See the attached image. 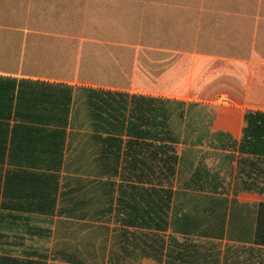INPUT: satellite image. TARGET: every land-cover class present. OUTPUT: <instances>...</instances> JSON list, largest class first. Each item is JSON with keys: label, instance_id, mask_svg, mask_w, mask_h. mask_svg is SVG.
Instances as JSON below:
<instances>
[{"label": "crops", "instance_id": "obj_1", "mask_svg": "<svg viewBox=\"0 0 264 264\" xmlns=\"http://www.w3.org/2000/svg\"><path fill=\"white\" fill-rule=\"evenodd\" d=\"M199 2L161 7L264 24V0ZM31 24L0 21V264H264V59L210 56L179 90L184 63L152 74L138 44ZM133 95L183 102L179 128L127 133Z\"/></svg>", "mask_w": 264, "mask_h": 264}, {"label": "rangeland", "instance_id": "obj_2", "mask_svg": "<svg viewBox=\"0 0 264 264\" xmlns=\"http://www.w3.org/2000/svg\"><path fill=\"white\" fill-rule=\"evenodd\" d=\"M175 1L179 0H15L13 12L0 13V21L14 22L17 26L29 22L31 25L39 24L40 31L46 33L77 34L83 31L87 35L138 44L143 61L148 62L144 67L152 74L157 68H148L152 67L151 62L155 65L157 59L158 68L164 59L166 64L175 61L188 66L189 74L179 84H174L179 90L189 89L183 88L187 84L197 92L202 87L199 84L202 82L204 85V72L207 64L211 63L210 56L246 57L252 53L256 59H264L263 22L255 30L248 28L251 22L246 18L247 14L183 12L176 10L177 7H161ZM189 1L192 6L200 5L199 0ZM70 13L75 19L79 16L82 29L71 28ZM164 49L167 55L160 54ZM180 54L185 57L178 58ZM64 59L66 62L69 57ZM147 73V80H143L151 84L154 79ZM217 84L221 88H230L226 81H218ZM222 99L230 98L227 94H217L214 98L217 101Z\"/></svg>", "mask_w": 264, "mask_h": 264}, {"label": "trees", "instance_id": "obj_3", "mask_svg": "<svg viewBox=\"0 0 264 264\" xmlns=\"http://www.w3.org/2000/svg\"><path fill=\"white\" fill-rule=\"evenodd\" d=\"M69 20L79 21V16L75 19V16L70 13ZM64 35H69V34H64ZM104 46L105 45L100 47L103 48L104 50ZM133 51H135L134 48ZM165 51L167 50L164 49L160 54L167 55V52ZM168 64H170V61L167 63V65ZM158 69L159 71H161L162 68L159 67ZM130 99H131V109L129 110L128 118H127V133L138 134V133L152 132L158 134H169L175 132V129L179 128V120H181L183 117V106H184L183 102L167 100L162 98H151L141 95L130 96ZM156 103L157 106L155 105ZM191 106H192L191 104L188 105L187 112L190 110ZM109 107L111 109V113H110L111 130L114 132L123 131L124 119H125L124 116L125 107L122 104V101H118L115 104L109 103ZM173 117H175L178 120V123L175 126L171 124V119ZM186 128L188 129L187 132H190L193 128V126H189V121L186 124ZM192 131H197V129ZM211 136L216 138L217 140L216 145L218 146L221 141H224V139L221 140V136L225 137L226 135L223 133H212Z\"/></svg>", "mask_w": 264, "mask_h": 264}, {"label": "built area", "instance_id": "obj_4", "mask_svg": "<svg viewBox=\"0 0 264 264\" xmlns=\"http://www.w3.org/2000/svg\"><path fill=\"white\" fill-rule=\"evenodd\" d=\"M224 101V99H222Z\"/></svg>", "mask_w": 264, "mask_h": 264}]
</instances>
